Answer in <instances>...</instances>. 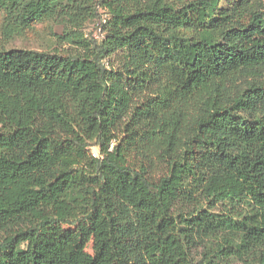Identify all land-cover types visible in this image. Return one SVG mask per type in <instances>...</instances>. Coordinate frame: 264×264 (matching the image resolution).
Listing matches in <instances>:
<instances>
[{
    "label": "trees",
    "instance_id": "trees-1",
    "mask_svg": "<svg viewBox=\"0 0 264 264\" xmlns=\"http://www.w3.org/2000/svg\"><path fill=\"white\" fill-rule=\"evenodd\" d=\"M0 16L7 40L53 20L70 47H0V264H264V0Z\"/></svg>",
    "mask_w": 264,
    "mask_h": 264
},
{
    "label": "rangeland",
    "instance_id": "rangeland-1",
    "mask_svg": "<svg viewBox=\"0 0 264 264\" xmlns=\"http://www.w3.org/2000/svg\"><path fill=\"white\" fill-rule=\"evenodd\" d=\"M233 0H222V4L226 5L228 2ZM98 17L96 16L93 19L87 20L83 26L82 30L85 37L93 38L96 41H99L103 37V31L100 28V19L106 18V14L101 7H98ZM1 23L2 17L0 16V47L5 49L10 48H27L40 51H52L53 48L61 49L65 52L70 51V47L67 45L60 46L55 42V34H61L64 25L62 23L46 20L42 22L34 23L33 26L26 30L22 35L14 37L12 39H5L1 34ZM90 150L96 154V147H90ZM214 211H218L217 208ZM88 252H91V243L86 247ZM201 251L197 250L194 254L195 259L199 260L201 257ZM233 264H241L239 261L233 262Z\"/></svg>",
    "mask_w": 264,
    "mask_h": 264
}]
</instances>
